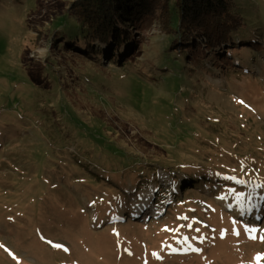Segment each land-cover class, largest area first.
Wrapping results in <instances>:
<instances>
[{
	"label": "rangeland",
	"instance_id": "rangeland-1",
	"mask_svg": "<svg viewBox=\"0 0 264 264\" xmlns=\"http://www.w3.org/2000/svg\"><path fill=\"white\" fill-rule=\"evenodd\" d=\"M231 1L225 53L156 7L111 58L73 0H0V264H264V0Z\"/></svg>",
	"mask_w": 264,
	"mask_h": 264
},
{
	"label": "trees",
	"instance_id": "trees-1",
	"mask_svg": "<svg viewBox=\"0 0 264 264\" xmlns=\"http://www.w3.org/2000/svg\"><path fill=\"white\" fill-rule=\"evenodd\" d=\"M231 2V0H73L71 10L77 19V29L72 41L78 40L92 47L101 41L113 50L111 58L117 55L120 57L123 47L129 45L128 41L132 43L128 30L132 25L141 23L157 7L163 22H167L168 27L164 29L166 34L171 36L170 45L184 46L196 43L202 48L225 53L226 47H233L237 41L242 43L239 33L243 21L232 13ZM245 41L252 44L248 42L249 40ZM198 179H194L189 190L201 188L202 183L198 184ZM175 184L180 182L177 180Z\"/></svg>",
	"mask_w": 264,
	"mask_h": 264
},
{
	"label": "snow or ice",
	"instance_id": "snow-or-ice-1",
	"mask_svg": "<svg viewBox=\"0 0 264 264\" xmlns=\"http://www.w3.org/2000/svg\"><path fill=\"white\" fill-rule=\"evenodd\" d=\"M241 103H243V102H241ZM246 231H256V229H248V228L246 227ZM236 234L238 235L239 233H236ZM261 239H264V237H261ZM49 243H51V242L49 241ZM53 246L56 247V248H62V247H63V246L60 245V244H54ZM64 250L67 251L66 248H65ZM197 251H198V249H197Z\"/></svg>",
	"mask_w": 264,
	"mask_h": 264
},
{
	"label": "bare ground",
	"instance_id": "bare-ground-1",
	"mask_svg": "<svg viewBox=\"0 0 264 264\" xmlns=\"http://www.w3.org/2000/svg\"><path fill=\"white\" fill-rule=\"evenodd\" d=\"M227 208L231 209V205L228 204ZM161 211H162V210L159 209V210H158V213H160Z\"/></svg>",
	"mask_w": 264,
	"mask_h": 264
}]
</instances>
